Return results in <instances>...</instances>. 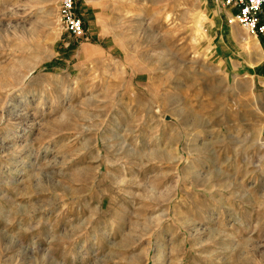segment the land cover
I'll return each mask as SVG.
<instances>
[{
  "label": "rangeland",
  "instance_id": "obj_1",
  "mask_svg": "<svg viewBox=\"0 0 264 264\" xmlns=\"http://www.w3.org/2000/svg\"><path fill=\"white\" fill-rule=\"evenodd\" d=\"M77 6L84 36L0 0V264H264V35L217 0Z\"/></svg>",
  "mask_w": 264,
  "mask_h": 264
},
{
  "label": "built area",
  "instance_id": "obj_2",
  "mask_svg": "<svg viewBox=\"0 0 264 264\" xmlns=\"http://www.w3.org/2000/svg\"><path fill=\"white\" fill-rule=\"evenodd\" d=\"M236 9L234 18L250 33L264 35V0H217ZM59 17L65 30L75 36H84L86 26L77 6V0H59Z\"/></svg>",
  "mask_w": 264,
  "mask_h": 264
},
{
  "label": "bare ground",
  "instance_id": "obj_3",
  "mask_svg": "<svg viewBox=\"0 0 264 264\" xmlns=\"http://www.w3.org/2000/svg\"><path fill=\"white\" fill-rule=\"evenodd\" d=\"M248 43V48H250L251 47V45L249 44V43H252L251 41L249 42H247ZM257 45L256 44H253V48H255V53L257 54V55H259V52H258V49H257V47H256ZM258 57V56H257ZM261 58V57H260ZM256 61V60H255ZM224 175V173L223 172H221L220 173V175ZM226 175V174H225ZM225 179L223 180V185H225V186H231L232 184H233V182H231V180H230V177H227V176H225L224 177ZM209 180L211 179V178H208ZM229 184V185H228Z\"/></svg>",
  "mask_w": 264,
  "mask_h": 264
}]
</instances>
